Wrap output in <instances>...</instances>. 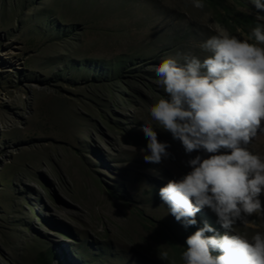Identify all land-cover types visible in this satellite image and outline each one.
I'll use <instances>...</instances> for the list:
<instances>
[{
	"label": "rangeland",
	"instance_id": "obj_1",
	"mask_svg": "<svg viewBox=\"0 0 264 264\" xmlns=\"http://www.w3.org/2000/svg\"><path fill=\"white\" fill-rule=\"evenodd\" d=\"M252 7L0 0V264H40L46 252L48 264H181L189 227L224 231L206 206L187 228L167 213L157 190L197 152L154 127L169 156L146 162L139 125L165 95L152 66L178 49L202 56L199 42L221 31L246 39L264 22ZM248 148L264 156V134ZM232 231L264 232V206Z\"/></svg>",
	"mask_w": 264,
	"mask_h": 264
},
{
	"label": "clouds",
	"instance_id": "obj_2",
	"mask_svg": "<svg viewBox=\"0 0 264 264\" xmlns=\"http://www.w3.org/2000/svg\"><path fill=\"white\" fill-rule=\"evenodd\" d=\"M249 3L258 18L264 15V0ZM191 4L202 8L203 0ZM198 47L202 56L178 49L152 66L165 95L147 106L150 120L139 125L147 137L142 158L159 163L169 156L154 127L178 139L186 154L197 152L186 161L190 170L169 179L157 195L183 227L196 225L195 214L206 206L224 231L207 222L189 227L181 264H264V232L246 238L232 231L264 206V156L248 148L258 132L264 134V22L246 39L221 31ZM156 254L169 258L166 249Z\"/></svg>",
	"mask_w": 264,
	"mask_h": 264
},
{
	"label": "trees",
	"instance_id": "obj_3",
	"mask_svg": "<svg viewBox=\"0 0 264 264\" xmlns=\"http://www.w3.org/2000/svg\"><path fill=\"white\" fill-rule=\"evenodd\" d=\"M49 257H51L50 252H46L45 254L41 255L39 258L40 264H48Z\"/></svg>",
	"mask_w": 264,
	"mask_h": 264
},
{
	"label": "bare ground",
	"instance_id": "obj_4",
	"mask_svg": "<svg viewBox=\"0 0 264 264\" xmlns=\"http://www.w3.org/2000/svg\"><path fill=\"white\" fill-rule=\"evenodd\" d=\"M52 149V148H51Z\"/></svg>",
	"mask_w": 264,
	"mask_h": 264
}]
</instances>
